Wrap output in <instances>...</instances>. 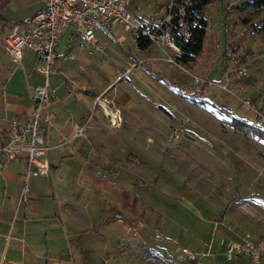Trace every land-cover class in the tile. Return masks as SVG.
<instances>
[{"label": "rangeland", "instance_id": "374dc122", "mask_svg": "<svg viewBox=\"0 0 264 264\" xmlns=\"http://www.w3.org/2000/svg\"><path fill=\"white\" fill-rule=\"evenodd\" d=\"M122 1L156 22L169 0ZM240 1L204 6L205 48L186 65L175 63L167 46L151 42L149 50H139L133 35L121 42L111 39L115 52L106 53L104 45L98 52L104 54L93 69L99 72V77L93 76L97 80L112 65V71L121 75L123 66L138 63L136 71L126 72L113 86L116 92L111 99L123 112V121L115 131L100 133L113 134L115 149L106 156L99 153L96 162L101 166L92 172L100 175L96 196L100 264H264V255L258 263L246 256L222 257L224 245L244 235L264 243V138L233 129L209 106L192 103L156 77L162 74L184 90L206 82L203 95L208 101L255 121L263 131L264 44L259 35L245 40L238 62L221 60L224 25L234 23L237 35L245 28L242 18L254 22L264 15V8L236 10ZM16 6L17 0H11L6 10ZM119 30L117 25L111 28V32ZM66 37L60 40L58 55ZM120 94L126 96L122 108L116 100ZM82 136L86 137L84 130ZM65 152L49 150L46 158L57 164ZM141 181L147 183L142 189ZM181 247L208 254L200 262H188ZM145 249L154 257H145Z\"/></svg>", "mask_w": 264, "mask_h": 264}, {"label": "crops", "instance_id": "0c3cea01", "mask_svg": "<svg viewBox=\"0 0 264 264\" xmlns=\"http://www.w3.org/2000/svg\"><path fill=\"white\" fill-rule=\"evenodd\" d=\"M10 2L0 9V38L10 24L33 15L42 7L41 0H17L15 10H6ZM125 5L129 9L127 3ZM131 12L145 18L141 12ZM111 28L96 31L106 53L115 52L110 45L111 39L115 41L117 35H122L124 41L126 35H131L121 26L119 31L111 32ZM64 34H67L66 43L63 53L58 55V45ZM1 54L4 57L0 56V145L10 122L26 121L30 89L43 81L33 70L36 63L29 51L22 54V67L14 65L0 47ZM103 54L74 36L71 26L62 30L55 52L54 73L49 78L54 89L48 110L49 125L43 124L45 159L54 170L51 181L47 177H29L26 180L27 200L19 202L24 162L21 158L0 161V264H100L102 239L97 229L100 225L96 197L100 175H92V172L101 166L96 162L99 153L106 156L110 149H115L113 134L100 133L115 131L123 121V112L111 99L110 94L116 92L113 86L126 72L138 68V63L131 62L123 66L125 71L120 75L112 71L115 66L112 65L102 71L101 80H97L93 76L99 77V72L93 69L97 67L96 59L100 61ZM99 95L106 101L98 99L96 102ZM125 97L116 96L120 108L126 103ZM104 110L119 116L117 124L108 123ZM83 125L86 137L74 135V128ZM106 137L110 141L107 142ZM60 149L66 152L59 156L58 163L49 162L46 153ZM139 185L142 189L147 183L141 181Z\"/></svg>", "mask_w": 264, "mask_h": 264}, {"label": "built area", "instance_id": "2783aa9c", "mask_svg": "<svg viewBox=\"0 0 264 264\" xmlns=\"http://www.w3.org/2000/svg\"><path fill=\"white\" fill-rule=\"evenodd\" d=\"M42 7L31 16L23 17L19 22L9 25L7 32L0 38V47L8 55L11 62L22 67V54L29 51L33 54L36 66L34 72L42 76L40 85L30 89V106L26 121H12L5 131L4 141L0 145V161H13L21 158L24 162L23 184L18 201L27 200L28 188L26 180L29 177L50 176L49 165L45 159L46 144L44 141L43 124L49 125L48 110L54 98V89L49 78L54 73L53 63L58 39L62 30L68 26L82 43L90 49L101 52L103 44L97 39L96 31H108L113 25L121 26L123 31L140 33L152 43L167 46L177 52L171 30L174 0L167 3L164 16L149 22L135 16L122 0H41ZM181 11V7L178 8ZM164 24H166L164 26ZM178 31L188 36L186 22L177 18ZM123 40L122 35L115 37L116 42ZM171 61V60H170ZM126 71H129L127 69ZM198 82V78H193ZM98 99L106 101L99 95ZM108 123L115 125L120 120L115 113L104 110ZM83 126L75 127L74 135H83ZM175 136V134H173ZM180 253L188 262H200L207 252H197L186 247L180 248ZM246 256L251 262L258 263L260 255H264V243L253 241L248 235L239 240L224 245L222 257L231 260Z\"/></svg>", "mask_w": 264, "mask_h": 264}, {"label": "trees", "instance_id": "16d2710c", "mask_svg": "<svg viewBox=\"0 0 264 264\" xmlns=\"http://www.w3.org/2000/svg\"><path fill=\"white\" fill-rule=\"evenodd\" d=\"M9 0H0V9ZM222 0H174V5L171 8L172 19L171 22L174 27L171 30L174 43L178 48L177 52H174L173 60L177 64L186 65L192 62L197 56L201 55L205 48L206 38L208 35V20L203 14L204 6L210 3H218ZM181 7V11L178 8ZM264 8V0H242L235 9L238 11H258ZM167 11V4L165 6L164 13ZM181 17L186 22V30L188 36H184L178 31L177 18ZM152 22L151 20L145 19ZM242 25L245 26L237 35L233 33L234 23L224 25L223 35V47L221 50L222 61H239V50L243 46L245 40L252 35H259V39L264 44V15L254 22H249L247 18L241 19ZM166 24H164L165 26ZM133 35L134 43L139 50H148L151 41L140 33H131ZM159 79L168 81L171 86H174L175 90L187 100L195 103L199 106H209L212 110L217 112L224 118V122L233 129H237L244 134L251 135L256 138H264V130L255 121H247L242 117H238L233 113V110L229 107L219 106L211 101H208L203 95L204 88L207 83L203 82L200 87L191 86L188 90L182 89V87L175 81L167 79L163 75H157ZM166 79V80H165ZM54 167L49 166L50 175L53 172ZM221 218V215L219 216ZM145 257H154V255L148 250L143 251ZM240 257H245L244 255ZM238 257V258H240ZM260 255V260L262 259ZM157 260L160 258L155 257ZM153 258V259H155ZM259 260V261H260Z\"/></svg>", "mask_w": 264, "mask_h": 264}]
</instances>
